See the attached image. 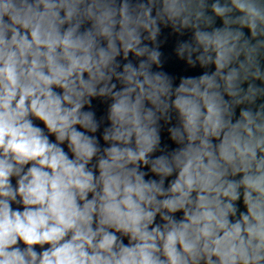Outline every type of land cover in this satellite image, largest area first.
Returning a JSON list of instances; mask_svg holds the SVG:
<instances>
[{
  "label": "clouds",
  "instance_id": "9594fccd",
  "mask_svg": "<svg viewBox=\"0 0 264 264\" xmlns=\"http://www.w3.org/2000/svg\"><path fill=\"white\" fill-rule=\"evenodd\" d=\"M0 264H264V0H0Z\"/></svg>",
  "mask_w": 264,
  "mask_h": 264
}]
</instances>
